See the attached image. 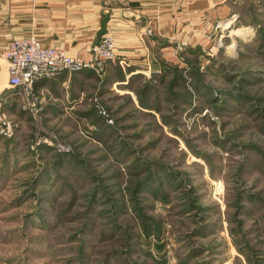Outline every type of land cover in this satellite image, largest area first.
<instances>
[{"label":"rangeland","instance_id":"rangeland-1","mask_svg":"<svg viewBox=\"0 0 264 264\" xmlns=\"http://www.w3.org/2000/svg\"><path fill=\"white\" fill-rule=\"evenodd\" d=\"M218 1L149 75L0 105V264H264V0Z\"/></svg>","mask_w":264,"mask_h":264},{"label":"crops","instance_id":"crops-1","mask_svg":"<svg viewBox=\"0 0 264 264\" xmlns=\"http://www.w3.org/2000/svg\"><path fill=\"white\" fill-rule=\"evenodd\" d=\"M228 11L224 1L214 0H0V104L17 92L7 85V61L2 54L13 35L34 33L44 45L89 60L91 47L109 33L125 64L114 63L116 77L109 73L106 81L126 85L133 74L149 75L156 56L176 61L178 45H192L195 39L200 43L203 23L210 24L208 20L213 22L217 14L218 19L224 18ZM146 28L152 33L142 36ZM93 72L90 68L61 72L35 81L34 90L44 92L46 99L76 102Z\"/></svg>","mask_w":264,"mask_h":264},{"label":"built area","instance_id":"built-area-1","mask_svg":"<svg viewBox=\"0 0 264 264\" xmlns=\"http://www.w3.org/2000/svg\"><path fill=\"white\" fill-rule=\"evenodd\" d=\"M91 51L92 58L84 60L69 54L62 47L44 45L35 34L13 35L7 38L2 51L7 61V85L19 90L23 95V105L33 113H38L41 99L34 91L35 81L54 77L61 72H75L85 68L101 72L106 62L115 59L117 53L109 33L94 44ZM5 124V121L1 122L0 134L4 133Z\"/></svg>","mask_w":264,"mask_h":264},{"label":"bare ground","instance_id":"bare-ground-1","mask_svg":"<svg viewBox=\"0 0 264 264\" xmlns=\"http://www.w3.org/2000/svg\"><path fill=\"white\" fill-rule=\"evenodd\" d=\"M249 32H250V28L249 27H247V28H239L238 27V28L233 30V33H236V34H239V35H247V34H249ZM231 48H233V47H231Z\"/></svg>","mask_w":264,"mask_h":264},{"label":"trees","instance_id":"trees-1","mask_svg":"<svg viewBox=\"0 0 264 264\" xmlns=\"http://www.w3.org/2000/svg\"><path fill=\"white\" fill-rule=\"evenodd\" d=\"M195 60H197V58H195ZM191 62H193V61H191ZM175 70H177V68Z\"/></svg>","mask_w":264,"mask_h":264}]
</instances>
